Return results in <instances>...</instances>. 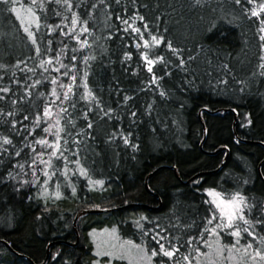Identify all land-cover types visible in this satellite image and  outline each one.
I'll use <instances>...</instances> for the list:
<instances>
[{
    "label": "trees",
    "instance_id": "trees-1",
    "mask_svg": "<svg viewBox=\"0 0 264 264\" xmlns=\"http://www.w3.org/2000/svg\"><path fill=\"white\" fill-rule=\"evenodd\" d=\"M67 3L0 2V264H41L49 245L47 264H129L97 255L93 232L111 229L152 264H264V0ZM222 145L221 169L189 180L220 167ZM209 187L243 195L249 223L217 228ZM82 209L109 211L79 216L76 242Z\"/></svg>",
    "mask_w": 264,
    "mask_h": 264
},
{
    "label": "snow or ice",
    "instance_id": "snow-or-ice-1",
    "mask_svg": "<svg viewBox=\"0 0 264 264\" xmlns=\"http://www.w3.org/2000/svg\"><path fill=\"white\" fill-rule=\"evenodd\" d=\"M0 2H2L4 4H7L8 0H0ZM57 2H59V0H57ZM234 2L236 4H238V5L241 4V0H234ZM245 2L246 3H252V0H245ZM65 3L67 4V6L69 8L71 7V4H68L67 0H65ZM117 3H119V0H117ZM197 3H199V0H197ZM93 7H95V5ZM258 8H259V10L253 9L251 11V16H257V17L260 16L261 12H264V3L260 4L258 6ZM11 11L16 12V8L13 7L11 9ZM140 19H143V17H140ZM75 23H76V20L73 19V24H75ZM125 23H127V22H125ZM38 27H39V24L37 23V28ZM144 27L147 28V25L145 24ZM83 30L87 31V28H84ZM25 31H28L27 27H25ZM133 31L136 32V33L141 34V36H142V33H140V29L139 28H135V29H133ZM260 31L264 32V20L261 21ZM29 36H32L31 32H29ZM260 39L262 41H264V36H261ZM151 40H152V44L153 45H159L162 42L163 37L157 38L156 36H152ZM33 43H35V40H33ZM144 46H145V48L149 47V42L147 40L144 41ZM168 46H169V48H171V44L170 43H169ZM137 47H139V45H137ZM37 51H39V50L37 49ZM73 59H75V57H73ZM144 59L147 61V64H148V69L147 70L149 72H152V65L156 61L148 59L147 55H145ZM159 59H162V57L159 58ZM262 59H264V57H262ZM181 62H183V61H181ZM49 63H51V61H49ZM62 67H63V65H62ZM261 67L264 68V64H262ZM56 71H59V69H56ZM64 75H68V73L66 72V73H64ZM85 75H87V74H85ZM75 79H76V76L73 75L72 76V81H75ZM153 79L155 80V77H153ZM37 83H39V81ZM52 83L56 84V80L53 79ZM60 86L61 87H67L68 92L64 93V97H65V99H67L68 98V93L72 91V86L73 85L70 83L68 85L61 84ZM0 91L8 92L9 89L8 88H4V89H0ZM52 95H56L55 89H53ZM89 95H91V93H89ZM162 95H163V93H162ZM62 111H64V109H62ZM44 115L45 116L50 115L49 110L47 108L45 109ZM133 115H135V113H133ZM25 119H27V117H25ZM37 121L39 122V117H37ZM57 123H59V121H57ZM249 123H251V120H249ZM89 127H91V125H89ZM44 131L48 132L49 129L45 128ZM57 139H59L58 134H57ZM3 142L5 144H11L12 143V141L10 139H7V138H4ZM37 143L46 144L47 142L44 141V140H40V141H37ZM125 143H127V138H125ZM55 147L59 148V145L57 144V145H55ZM33 151H35V150H33ZM16 155H20V153L17 152ZM52 155L55 156L56 152H53ZM37 159H39V155L37 156ZM40 162L44 163L43 160H41ZM35 163H36V159H33V164H35ZM20 167H23V165H20ZM80 174L81 175H86V171L83 168H81L80 169ZM45 175H47V173H45ZM96 183L103 184V181H97ZM73 193H75V189H73ZM207 194H208V196L213 197L211 203L215 206L216 209L219 210V216H220L221 223L217 224V226H216L217 228L231 229V228H233L234 221H236V220H242V221H244L245 224L249 223V221L245 219V217L243 215V209L241 207L242 204L244 203V197L240 196L239 193L234 194L232 196V198L229 199V200L223 199L221 194L216 192L213 189L207 190ZM57 195H58V193H57ZM216 218L217 217L214 214L212 216V218L209 219L208 223L211 224L212 220H215ZM141 219H145V218L141 217ZM225 219H226L227 223L223 222ZM137 224H139V222H137ZM205 231H207V229H205ZM212 231L217 236H219V232H216L215 229H213ZM244 231L248 232V229L245 228ZM248 234L252 235V233H248ZM157 235H159V234H157ZM231 235L234 236V237L239 238L240 235H241L240 230L237 229L236 231L231 232ZM153 239L156 240V237L154 236ZM161 239H163V237H161ZM237 242H239V240H237ZM157 243L159 244V253H162L163 256H165V257L171 258V257H173L175 255L176 252L179 251V249L175 248V247H173L172 250L165 249L164 244L163 243H159V240H157ZM208 246L211 247V245H208ZM136 247H139V246H136ZM249 247H251V245H249ZM97 255H109V256H111L112 253L97 252ZM157 255H158V252L155 249H153L151 251L150 256H149V254H148V252L146 250H145V254H144L145 258L147 259L148 264H151V257H155ZM256 255H260L259 251L256 252ZM262 258H264V257H262ZM184 259L187 260L188 257L186 256V257H184ZM138 264H141V262L138 261Z\"/></svg>",
    "mask_w": 264,
    "mask_h": 264
},
{
    "label": "rangeland",
    "instance_id": "rangeland-1",
    "mask_svg": "<svg viewBox=\"0 0 264 264\" xmlns=\"http://www.w3.org/2000/svg\"><path fill=\"white\" fill-rule=\"evenodd\" d=\"M53 108L49 107V113L48 117H51L53 115V112L51 111ZM59 127V126H58ZM213 189L216 192L220 193L222 198L225 200H229L232 198V196H227L223 192L216 190L214 188H206L205 192L207 194V190ZM236 194V193H235ZM208 195V194H207ZM240 196L243 197V195L240 194ZM210 202L212 201L213 197L208 196ZM215 207V206H214ZM242 207V206H241ZM215 210L219 214V210L215 208ZM239 220L234 221V226ZM224 223H227L226 219L223 221ZM233 226V227H234ZM74 228V227H73ZM76 229L77 227V222H76ZM94 237L93 241L96 246V253L97 252H102V253H112L111 256L109 255H98L99 257L107 256L109 258V262H111L112 259L118 258V259H126L129 264H138V261L141 262V264H148L147 259L145 258L144 254L145 251L139 247H136V245H132L129 243V240H121L118 237V234L115 232V230H104V231H98V232H93ZM150 256V255H149ZM257 257L252 258L251 260L253 262H256ZM152 264V263H151Z\"/></svg>",
    "mask_w": 264,
    "mask_h": 264
},
{
    "label": "water",
    "instance_id": "water-1",
    "mask_svg": "<svg viewBox=\"0 0 264 264\" xmlns=\"http://www.w3.org/2000/svg\"><path fill=\"white\" fill-rule=\"evenodd\" d=\"M201 111L209 112V113H211V114H213V115H216L217 112H218L219 110H218V111H214V112H212V111H210V110L204 108V109H202ZM201 111H200V113H199V116H200V120H201L202 125H203V128H204V136H203V139H202V142H203L204 139L206 138L207 129H206V126H205L204 119L202 118ZM224 111H226V110H224ZM233 111H234V113H235L233 126H235L236 123H237V121H238V116H237V112H236V110H233ZM202 142H201V144H202ZM221 150H225L226 153H225L224 160H223L222 164L220 165V167H218L215 171H212V172H199V173H197L196 175L192 176L189 180H191V179H196V178H198V177H200V176L207 175V174H210V173H216L217 171H219V170L221 169V167L225 164V162H226V160H227V158H228V156H229V148H228L226 145H222V146L218 147L215 151H213L212 153H210L211 155H213V154H215V153H217V152H219V151H221ZM263 163H264V159L260 162V164H259V166H258V172H259L260 176H262V177H263V175H262V172H261V166H262ZM174 170H175V172H176V175L178 176V171H177V169L174 168ZM152 193H153V192H152ZM153 194H154V193H153ZM107 211H109V209H82V210H80V211L76 214V216H75V218H74V221H73V227H74V230L76 231V234H77V241H76V242H78V239H79V233L77 232V229H76V222H77L79 216L84 215V214H87V213H99V212H107ZM62 242H63V241L59 240V241H55V242H53V243H55V244H59V243H62ZM0 243H3V244L6 245L8 248H10L9 245H8V243L5 242L4 240H0ZM51 244H52V243H51ZM49 247H50V245L48 246L47 255H46L44 261H43L41 264H47L48 261H49V258H50ZM11 250H12V249H11ZM13 252H14V251H13ZM20 256H23V255H20ZM23 257H24V256H23ZM25 258L28 259V257H25ZM31 263L34 264L32 261H31Z\"/></svg>",
    "mask_w": 264,
    "mask_h": 264
}]
</instances>
